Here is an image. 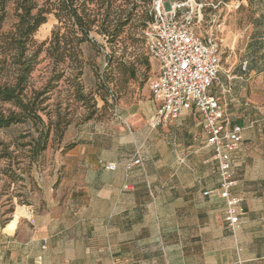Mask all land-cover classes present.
Segmentation results:
<instances>
[{"label":"crops","instance_id":"1","mask_svg":"<svg viewBox=\"0 0 264 264\" xmlns=\"http://www.w3.org/2000/svg\"><path fill=\"white\" fill-rule=\"evenodd\" d=\"M248 47L246 70L240 64L216 92L230 126L245 128L232 158L235 195L241 199L235 234L224 225L216 172L214 182H181L173 155L178 164L183 152L176 150L175 142L173 148H159L162 140L170 144L175 128H150L148 119L155 110L148 111L145 120L138 108L132 113L119 110L130 122L141 123L143 144L136 153L143 159L142 167L127 174L123 163L136 153H112L108 140L74 142L63 162L71 185L64 206L17 214L11 233L0 228V264H264V34H254ZM221 87L229 89L227 95ZM241 89L249 92L248 102L238 95ZM191 116L198 117L200 126L196 113L179 120ZM180 121L176 125L189 143V124ZM201 140L207 149L202 128ZM148 141L154 143L153 151L145 146ZM113 162L117 169L106 171V164ZM166 171L173 173L163 175ZM85 211L88 216L81 218ZM163 216L168 218L165 224L159 221Z\"/></svg>","mask_w":264,"mask_h":264},{"label":"rangeland","instance_id":"2","mask_svg":"<svg viewBox=\"0 0 264 264\" xmlns=\"http://www.w3.org/2000/svg\"><path fill=\"white\" fill-rule=\"evenodd\" d=\"M155 1L153 0L151 4L138 2V16L128 21L116 37L113 38L114 34H105L106 36L90 34L92 42L80 46L84 62L80 78L76 82L66 80L71 72L66 70L65 78L46 95V99H39L44 101L39 105L38 115L45 124H48L50 135L45 151L38 157L32 159L30 147L24 146L30 138H22L28 133H34L31 121L0 129V228H3V232L11 233L14 230L17 214L27 216V210L37 214L44 206H64L66 192L71 186L70 179L63 173L66 153L64 148L68 144L81 138L94 142L108 140L111 145L110 151L120 155H133L141 149L140 146L143 144L140 135L141 123L130 122L125 116H121L119 110L132 113L138 108L145 120L147 112L150 110L153 112L156 107L149 84L157 75L158 65L149 57L143 39V31L147 27L145 15L151 17L153 21ZM221 1L181 2L187 3L188 6L192 5L191 23L198 34H206L212 18L223 24L220 32L222 34L220 72L218 81L213 86L216 92L220 91L219 84L223 83L227 75L233 76L235 68L244 61L248 62V44L252 36L264 34V0H229L227 3ZM162 3L165 9L170 7V4L164 3L163 0ZM208 7L212 8V12L203 13L202 8ZM186 10L189 11V7ZM185 12L182 11L183 14ZM199 12L202 20L197 23L195 17ZM7 13L3 27L5 31L13 23L10 8ZM55 25L56 21L50 16L47 23L34 35L35 42L37 44L48 42ZM52 69V64L42 53L30 75L29 94L32 90L43 88L53 74ZM76 89L80 90L84 101L73 97ZM238 95L241 96L243 103L248 102L247 99L250 97L248 91L241 89ZM144 102H148L146 107L143 106ZM6 109L14 110L8 104H0V111ZM183 117L163 124L167 128H175V133L169 145L162 140L164 144L159 148L167 146L173 148L175 142L176 150L183 152L184 156L179 154L178 164L173 155L175 174L181 182L183 178H189L193 182L200 178L206 179L208 183L214 182L216 168L211 153L202 148L198 117H185L180 121L179 119ZM179 121H186L189 124L191 132L189 143L184 142L186 136L183 135L181 126L176 125ZM163 125L158 127L161 128ZM144 144L150 151L155 148L154 143L150 141ZM183 149L189 151V155H186ZM180 160H184V164L180 163ZM169 173L173 172L166 171L163 175ZM178 185L182 189L183 183ZM150 190L153 191L151 186ZM84 213L80 215L81 218L88 216L86 211ZM159 218L164 224L168 222L166 216H163L162 220ZM29 222L32 223V219Z\"/></svg>","mask_w":264,"mask_h":264},{"label":"built area","instance_id":"3","mask_svg":"<svg viewBox=\"0 0 264 264\" xmlns=\"http://www.w3.org/2000/svg\"><path fill=\"white\" fill-rule=\"evenodd\" d=\"M190 12L191 4L175 2L165 9L162 0H156L153 21L143 31L146 51L158 65L157 75L149 84L157 106L148 125L154 129L190 113L199 115L205 147L215 163L218 194L224 203V225L235 234L240 227L241 199L235 195L232 158L242 142L245 128L230 126L224 104L213 88L220 72L223 24L212 18L206 34H198L192 26ZM195 18L200 23V12ZM241 68L246 70V61ZM221 91L227 93L229 89L221 87ZM142 164V157L136 153L123 163V170L128 174L140 169ZM117 167L113 162L106 164L105 169L113 172ZM123 188L126 189L127 184Z\"/></svg>","mask_w":264,"mask_h":264},{"label":"trees","instance_id":"4","mask_svg":"<svg viewBox=\"0 0 264 264\" xmlns=\"http://www.w3.org/2000/svg\"><path fill=\"white\" fill-rule=\"evenodd\" d=\"M152 1L0 0V104L14 108L0 111V129L31 121L34 133L22 137L30 138L24 146L30 147L32 159L44 152L50 128L38 115L39 105L44 101L39 99H46V95L65 78L66 70L71 71L66 80L76 82L80 78L84 66L80 46L92 42L90 34H114L113 38L116 37L128 21L138 16L137 3L151 4ZM163 1L171 5L185 0ZM9 8L13 23L5 31L3 27ZM202 9L205 14L212 12L211 7ZM50 16L56 21L51 38L46 43L37 44L34 35ZM145 22L148 27L152 18L145 15ZM42 53L52 64L53 74L41 90H32L29 94L30 75ZM73 97L84 101L80 90L76 89ZM74 146L75 143L68 144L64 151Z\"/></svg>","mask_w":264,"mask_h":264}]
</instances>
